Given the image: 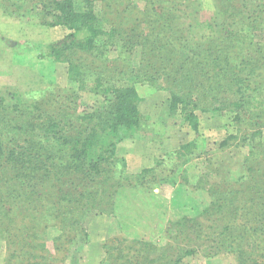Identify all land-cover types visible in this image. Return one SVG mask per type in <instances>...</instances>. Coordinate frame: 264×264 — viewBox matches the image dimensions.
Listing matches in <instances>:
<instances>
[{"label": "trees", "instance_id": "16d2710c", "mask_svg": "<svg viewBox=\"0 0 264 264\" xmlns=\"http://www.w3.org/2000/svg\"><path fill=\"white\" fill-rule=\"evenodd\" d=\"M81 1L83 10L74 0H0L5 20L67 30L42 43L38 57L65 64L68 80L45 81L16 63L18 46L0 24V65H10L16 80L0 86L1 264H62L64 255L57 262L46 249L49 227L59 230L53 249L64 254L68 231L87 236L91 216L121 214L131 196L121 195L125 188L153 197L164 182L187 197H175L179 213L164 227L165 241L108 236L91 251L104 254L101 263L185 264L201 255L264 264V0H211L207 19L202 0ZM137 85L167 91L169 114L194 132L198 111L230 113L236 132L212 148L206 139L190 140L139 173L127 172L118 144L151 131ZM82 93L91 100L86 109ZM231 147L240 160H214ZM191 156L202 157L204 168L189 177L177 164ZM193 192L206 197L201 207Z\"/></svg>", "mask_w": 264, "mask_h": 264}, {"label": "rangeland", "instance_id": "374dc122", "mask_svg": "<svg viewBox=\"0 0 264 264\" xmlns=\"http://www.w3.org/2000/svg\"><path fill=\"white\" fill-rule=\"evenodd\" d=\"M74 6L78 10L85 9V6L81 0H74ZM213 4L211 0H202V7L200 10L201 18L207 19L212 15ZM21 20H5L3 16H0V24L6 25V32L10 39L13 40L11 46L17 44L18 47L13 50V60L16 63H22L31 67L37 73L43 75L45 81L55 79L65 85L68 83L66 77V67L62 63H52L49 58H39L38 55L42 51V43L48 40H57L65 35L67 30L61 26L53 27H39L35 26L33 29L25 27ZM1 27V26H0ZM2 30V29H1ZM204 31V30H203ZM197 34V32H195ZM193 33V35H195ZM31 41L29 48L21 47L24 41ZM41 49V50H40ZM137 58V55H135ZM41 60V62H39ZM39 62V63H38ZM27 81L31 79L30 75L26 77ZM30 82V81H29ZM16 80L13 77L10 65H0V86H14ZM147 89V88H146ZM138 94L142 97V100L138 102V107L143 114L150 116V128L146 132L147 134L142 136H136L135 138L124 140L118 144L117 152L126 161L127 172L139 173L142 168L150 167L154 164V161L159 158H165L166 154L172 150L177 149L182 143H186L190 140H196L200 142L207 140L209 144L207 146L214 147L213 142L225 137L228 133H235L236 127L233 123L230 113H214V112H200L199 116V131L194 132L187 123L178 115H170L168 112V92L164 90H153L146 93L145 88L141 85H137ZM80 109H86L91 104V100L86 93H82L80 99ZM245 151L247 150L244 149ZM196 152L194 151V154ZM214 153V152H213ZM233 147L228 148L223 152H215L213 154L214 160L223 164L224 156L227 162L231 159L235 162L240 160V153ZM175 164V162H174ZM179 168H185L188 176L198 175L204 168V160L202 157L191 156L185 163H178ZM177 178L179 175L176 174ZM158 187V186H157ZM183 187V186H182ZM178 186L174 187L167 182L159 185L155 188L154 196L150 197V193L140 190V198L136 192L131 188H125L123 196L128 195L130 202L127 205L122 206L117 217L109 216L106 214H96L91 216L84 222V226L87 231V236L82 232H70L73 239L67 246L65 253L57 252L53 249L52 238L58 234L59 230L56 228H48L45 236L46 249L51 252L52 256H56L55 261L59 262L62 259V264H108V261L101 260L104 257L103 253L96 252L92 255L91 251L100 249V243L108 236L117 235H134L143 238H150L159 244L165 241L163 236V229L168 221L175 218L178 213V207L173 206L175 197L179 196L180 192L176 194ZM187 188L183 187V190ZM122 190V189H121ZM137 194V195H136ZM191 198H196V203L201 207L202 202H205L206 197L201 193H195L190 195ZM187 197L183 195L182 200H186ZM143 200L148 201V207L150 211H146ZM180 201V200H179ZM142 207L144 210H142ZM143 211V212H141ZM141 212V216H140ZM143 215V216H142ZM156 218V222L153 220ZM153 220L154 222H152ZM124 224V225H123ZM91 243H94L96 247L91 248ZM4 243L0 241V264L4 255ZM91 253V255H90ZM90 255V256H89ZM92 257V258H91ZM61 263V262H60ZM185 264H233V260L230 258L210 257L204 258L203 256L189 257L185 260Z\"/></svg>", "mask_w": 264, "mask_h": 264}, {"label": "crops", "instance_id": "0c3cea01", "mask_svg": "<svg viewBox=\"0 0 264 264\" xmlns=\"http://www.w3.org/2000/svg\"><path fill=\"white\" fill-rule=\"evenodd\" d=\"M174 205L173 206H175V207H178V205L177 204H175V203H173ZM155 222H156V220H155Z\"/></svg>", "mask_w": 264, "mask_h": 264}]
</instances>
